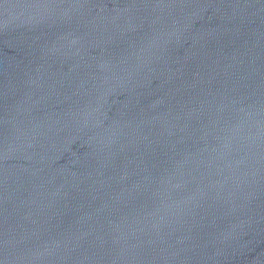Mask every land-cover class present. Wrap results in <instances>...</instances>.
I'll list each match as a JSON object with an SVG mask.
<instances>
[{"label":"water","instance_id":"obj_1","mask_svg":"<svg viewBox=\"0 0 264 264\" xmlns=\"http://www.w3.org/2000/svg\"><path fill=\"white\" fill-rule=\"evenodd\" d=\"M0 264H264V0H0Z\"/></svg>","mask_w":264,"mask_h":264}]
</instances>
